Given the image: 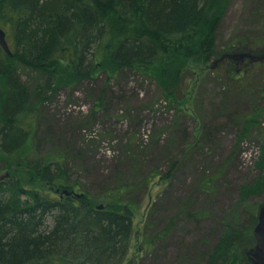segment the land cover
Segmentation results:
<instances>
[{"label": "trees", "instance_id": "16d2710c", "mask_svg": "<svg viewBox=\"0 0 264 264\" xmlns=\"http://www.w3.org/2000/svg\"><path fill=\"white\" fill-rule=\"evenodd\" d=\"M230 1L0 0V28L13 44L8 46L12 56L0 48V173L8 174L0 176V264L126 260L134 234L131 194L137 187L119 184L105 190L97 199L106 203L101 209L89 203L92 198L75 193L81 185L71 180L63 154L38 152L41 140L34 136L43 106L59 91L92 84L103 74L105 86L94 100V116L104 107L107 83L134 72L154 83L168 107L179 109L193 76L217 70L209 63L217 58L215 33ZM254 44L264 45V37ZM262 62L248 65L261 67ZM17 65L29 70V83ZM220 67L228 84H249L246 70L238 71L230 63ZM253 89L257 103L239 119L236 142L259 128L262 139L252 163L254 173L237 189V207L220 224L213 245L200 259L177 264H254L253 229L264 202V74ZM148 134L140 137L141 147ZM17 171L69 195L61 198L28 188ZM156 175L149 173L139 186L146 187ZM214 182L205 175L197 189L210 195ZM185 216L200 221L207 214ZM172 223L173 219L150 239L145 225L140 234L143 251L155 248Z\"/></svg>", "mask_w": 264, "mask_h": 264}, {"label": "rangeland", "instance_id": "374dc122", "mask_svg": "<svg viewBox=\"0 0 264 264\" xmlns=\"http://www.w3.org/2000/svg\"><path fill=\"white\" fill-rule=\"evenodd\" d=\"M263 37L264 0H231L215 33L217 58L209 64L217 70L193 76L179 109L168 107L154 83L134 72L107 83L104 107L94 116V100L105 86L103 74L92 84L59 91L44 104L34 136L41 140L38 152L63 154L71 180L81 185L75 193L92 198L89 203L96 207H105V202L97 200L105 190L119 184L137 187L131 194L134 234L122 264L198 260L215 242L222 221L236 209L237 189L254 173L252 163L262 139L257 128L242 143L236 142L239 119L257 103L253 85L263 76L264 66L254 64L263 63L264 45L254 43ZM6 41L11 48L10 35ZM228 63L238 71L246 70L249 84L225 82L220 66ZM17 71L30 82L29 70L17 65ZM148 132V141L141 147L140 137ZM154 171L158 175L140 187ZM15 174L28 188L66 196L30 173ZM205 175L215 178L210 195L197 189ZM198 211L207 217L195 221L185 216ZM172 219L155 248L143 251L140 234L145 225L150 227V239Z\"/></svg>", "mask_w": 264, "mask_h": 264}, {"label": "water", "instance_id": "95a60500", "mask_svg": "<svg viewBox=\"0 0 264 264\" xmlns=\"http://www.w3.org/2000/svg\"><path fill=\"white\" fill-rule=\"evenodd\" d=\"M0 48L4 51V53L12 56V53L8 47L6 41V34L2 28H0ZM8 174H5L7 177ZM2 177H0L1 179ZM62 193L64 195H69V192L63 190ZM76 195V194H74ZM78 197V195H76ZM98 209H101L102 206H98ZM253 236L255 240V246L251 251V258L254 264H264V202L259 208L257 222L253 229Z\"/></svg>", "mask_w": 264, "mask_h": 264}, {"label": "flooded vegetation", "instance_id": "af4514ba", "mask_svg": "<svg viewBox=\"0 0 264 264\" xmlns=\"http://www.w3.org/2000/svg\"><path fill=\"white\" fill-rule=\"evenodd\" d=\"M61 198H63V197H61Z\"/></svg>", "mask_w": 264, "mask_h": 264}]
</instances>
